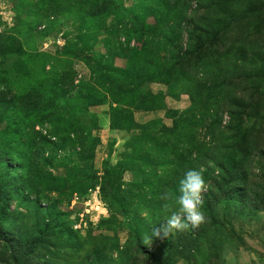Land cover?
I'll list each match as a JSON object with an SVG mask.
<instances>
[{"label":"rangeland","instance_id":"rangeland-1","mask_svg":"<svg viewBox=\"0 0 264 264\" xmlns=\"http://www.w3.org/2000/svg\"><path fill=\"white\" fill-rule=\"evenodd\" d=\"M0 264H264V0H0Z\"/></svg>","mask_w":264,"mask_h":264},{"label":"clouds","instance_id":"clouds-1","mask_svg":"<svg viewBox=\"0 0 264 264\" xmlns=\"http://www.w3.org/2000/svg\"><path fill=\"white\" fill-rule=\"evenodd\" d=\"M205 189V181L199 171L189 170L180 181L179 195L176 197L174 205L165 203V212L171 207L173 210L166 216L165 223L159 228L152 230L151 234L144 238L145 243H151L153 238H160L173 230L197 228L204 220L200 205L202 192ZM163 200H167L165 195ZM228 257L225 255V260Z\"/></svg>","mask_w":264,"mask_h":264},{"label":"trees","instance_id":"trees-1","mask_svg":"<svg viewBox=\"0 0 264 264\" xmlns=\"http://www.w3.org/2000/svg\"><path fill=\"white\" fill-rule=\"evenodd\" d=\"M109 10V9H108Z\"/></svg>","mask_w":264,"mask_h":264}]
</instances>
